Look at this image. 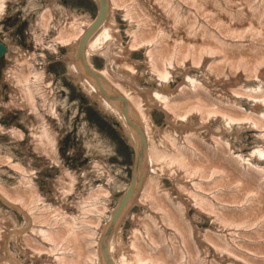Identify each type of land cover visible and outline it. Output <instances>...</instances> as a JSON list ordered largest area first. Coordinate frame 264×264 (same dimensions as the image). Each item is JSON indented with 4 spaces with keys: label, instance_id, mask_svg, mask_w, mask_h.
Returning a JSON list of instances; mask_svg holds the SVG:
<instances>
[{
    "label": "bare ground",
    "instance_id": "obj_1",
    "mask_svg": "<svg viewBox=\"0 0 264 264\" xmlns=\"http://www.w3.org/2000/svg\"><path fill=\"white\" fill-rule=\"evenodd\" d=\"M96 2L102 7L98 23L65 13L53 38L66 48L68 77L119 119L141 183L122 209L120 197L106 219L104 204L88 219L81 201L67 202L73 180L66 170L53 179L50 198L38 193V173L28 158L14 161L0 152V168L19 175L12 185L0 178V203L9 209L0 214V264H264V0ZM53 4L41 14L35 43L48 34ZM92 56L102 58L100 68ZM13 59L6 82L20 92L12 106L33 111L28 77L37 83L43 73H32L31 55L16 51ZM38 85L35 93L45 95ZM154 111L163 116L162 126ZM241 129L256 133L246 154L235 146ZM44 131L32 130L27 147L37 159L58 165L56 135ZM140 131L141 173L134 170ZM8 132L15 140L23 137L12 127ZM100 196L109 194L99 186L80 199ZM128 218L130 227L122 232Z\"/></svg>",
    "mask_w": 264,
    "mask_h": 264
},
{
    "label": "rangeland",
    "instance_id": "obj_2",
    "mask_svg": "<svg viewBox=\"0 0 264 264\" xmlns=\"http://www.w3.org/2000/svg\"><path fill=\"white\" fill-rule=\"evenodd\" d=\"M3 1L4 13L0 16V33L8 52L3 59H0V128L3 130L0 132V152L12 154L14 161L28 158L32 162V168L38 173L35 177L38 193L50 198H53L55 189L53 179L59 176L61 171L66 170L73 180V189L68 192L70 199L67 202L71 199L81 201L88 219L96 213L94 211L96 206L100 207L104 204L107 209L102 214V218L106 219L110 209L114 207L129 184L134 166L131 151L133 145L123 131L119 119L113 114L108 115L79 84L68 77L67 65L63 59L66 48L53 38L56 37L54 25L63 21L65 13H69L68 15L76 20L88 21L89 24L96 14L97 2L96 0H53L55 4L50 7L51 18L46 26L48 34L41 36V39L35 43L33 32L40 33L38 25L41 14L50 0ZM119 23L122 24L120 30L124 35V22L120 19ZM16 51L32 56L30 68L32 73H43V78L39 76L37 83L32 82L33 75L28 77L27 84L34 99L33 111L12 106L13 103H17L16 95L20 91L12 89L6 80L9 76L8 68L14 63L13 57ZM141 58V52L134 54V59ZM91 61L97 68L102 66L101 57L92 56ZM146 82L145 79L144 83ZM37 85L40 86L39 90H46L45 95L38 96L35 93ZM7 104L9 108L6 107ZM51 110L55 115L53 113L49 116L47 111ZM153 120L157 126H162L164 123L163 116L155 111ZM11 127L22 133L23 137L20 140L10 136L8 129ZM32 130L39 132L45 130L43 135L47 131L56 135L54 154L58 165L51 164L46 158L37 159L31 148L27 147V145L31 146ZM239 132L241 136L235 146L241 147L242 153L246 154L254 145L256 133L249 129H241ZM94 163L104 165L103 171L106 172L94 171L92 167ZM0 170L3 171L0 178L5 185H12L19 176L8 167H1ZM99 186L107 191L108 198L100 196L101 198L80 199ZM164 186L169 189L170 182L164 180ZM54 202L59 203L56 200ZM0 209L2 215L9 210L2 203ZM69 211L75 218L77 209L74 205ZM103 219L101 224L104 223ZM131 220V218L126 220L122 232H126L130 227ZM76 221L80 222L79 219ZM85 227L86 224L80 225L82 229ZM97 234L94 237H97ZM123 239L125 240V233ZM93 247L97 249L96 243Z\"/></svg>",
    "mask_w": 264,
    "mask_h": 264
},
{
    "label": "water",
    "instance_id": "obj_3",
    "mask_svg": "<svg viewBox=\"0 0 264 264\" xmlns=\"http://www.w3.org/2000/svg\"><path fill=\"white\" fill-rule=\"evenodd\" d=\"M102 12V7H101V4L98 3V12H97V15L95 17V19L93 20V22L90 24L91 26H93L94 24L98 23V21L100 20V14ZM89 32V31H88ZM84 35V34H83ZM82 35V36H83ZM84 39L80 42V48L82 47V43H83ZM6 47L4 46V44L1 42L0 40V57L6 52ZM78 57L81 59L82 62H85L83 57H80V55L78 54ZM85 68L88 70L87 68V65L85 64ZM93 75H95L93 72H91ZM119 96V95H118ZM117 98L119 100H121L123 103V99L119 96ZM125 104V103H124ZM124 106V105H123ZM124 108H126L124 106ZM127 122V120H126ZM128 123V122H127ZM139 134V150H138V153H137V156H136V164H135V171L138 170L140 172V162H141V157H142V154H143V150H144V147H145V141H144V138H143V135L140 131ZM134 160H135V156H134ZM135 162V161H134ZM141 173V172H140ZM136 181H137V184H136ZM141 183V174H139V176L137 177L135 173L132 174L131 176V180H130V183H129V186L127 188V190L123 193L122 195V200L120 202V204L118 205V209H122L124 203H125V200H126V197L128 194H131V193H134L138 186L140 185ZM117 209V210H118ZM116 210V215L119 214V212H117ZM109 230V229H108ZM105 236H102L99 240V249L100 251H104V244H103V239H104Z\"/></svg>",
    "mask_w": 264,
    "mask_h": 264
}]
</instances>
